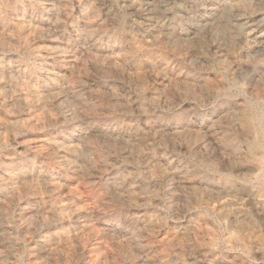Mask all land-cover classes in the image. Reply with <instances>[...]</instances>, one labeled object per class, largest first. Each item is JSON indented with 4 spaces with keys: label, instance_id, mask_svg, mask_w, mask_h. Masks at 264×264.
Instances as JSON below:
<instances>
[{
    "label": "rangeland",
    "instance_id": "obj_1",
    "mask_svg": "<svg viewBox=\"0 0 264 264\" xmlns=\"http://www.w3.org/2000/svg\"><path fill=\"white\" fill-rule=\"evenodd\" d=\"M250 106L264 0H2L0 264H264Z\"/></svg>",
    "mask_w": 264,
    "mask_h": 264
},
{
    "label": "bare ground",
    "instance_id": "obj_2",
    "mask_svg": "<svg viewBox=\"0 0 264 264\" xmlns=\"http://www.w3.org/2000/svg\"><path fill=\"white\" fill-rule=\"evenodd\" d=\"M2 1V0H1ZM0 1V2H1ZM17 1H22V0H17ZM45 1V0H44ZM6 2H7V0H6ZM10 2V1H9ZM3 3V2H2ZM5 3V2H4ZM137 2H135V4H136ZM10 4V3H9ZM19 4V3H18ZM2 5V4H1ZM137 5V4H136ZM139 5V4H138ZM135 6V5H134ZM6 7V6H5ZM7 7H8V4H7ZM131 7V6H130ZM13 8V7H12ZM17 9V8H16ZM141 9V8H140ZM10 10V9H9ZM12 10V9H11ZM132 10V9H131ZM141 11V10H140ZM16 13V12H15ZM18 14V13H17ZM56 24V23H55ZM54 24V25H55ZM58 26H56V28H57ZM88 28V27H87ZM161 28H163V27H161ZM160 28V29H161ZM56 30V29H55ZM89 32V31H88ZM92 32V31H91ZM124 33V32H123ZM92 34H94V33H92ZM122 34V33H121ZM89 35V34H88ZM151 35V34H150ZM175 35V34H174ZM173 35V36H174ZM120 36V35H119ZM150 37V36H149ZM147 38V37H146ZM115 43H116V41H115ZM171 47V46H170ZM174 49H176V48H174ZM181 49V48H180ZM185 50V49H184ZM151 53V52H150ZM176 55V54H175ZM134 58V57H133ZM159 58H160V55H159ZM165 58V57H164ZM131 60H132V58H131ZM138 60V59H137ZM134 61V60H133ZM139 62V61H138ZM137 62V63H138ZM137 65H139V63L137 64ZM209 82H211V81H209ZM206 86V85H205ZM211 86V85H210ZM209 87V86H208ZM210 88V87H209ZM205 89V88H204ZM204 89H203V91H204ZM212 89V88H211ZM217 89V88H216ZM218 90V89H217ZM206 91V90H205ZM210 91V90H209ZM212 91H214L213 89H212ZM216 91V90H215ZM30 93V92H29ZM28 93V94H29ZM34 93H36V92H34ZM31 95V94H30ZM34 96V95H33ZM42 100V99H41ZM41 102V101H40ZM43 102V101H42ZM41 102V103H42ZM227 104V103H226ZM230 104V103H229ZM222 105H223V103H222ZM237 114H238V110H237ZM238 118H240L239 119V121L240 122H242L241 124H243L242 126H243V128H244V130L245 131H247V132H250V131H252L253 129H255V128H257L258 130H259V132H260V135H261V138L260 139H257V140H254L252 143H251V148H252V150L253 151H261L262 152V158H261V163H262V165H263V171H262V173L258 176V178H257V182H258V184H260V186L264 189V112L263 111H260V110H258L257 108H254V107H252V106H250V107H248L247 108V111L246 112H244V113H242L241 115H240V117H238ZM255 131V130H254ZM257 134V133H256ZM260 137V136H259ZM228 139H226V141H227ZM229 143V142H228ZM227 144V143H226ZM236 149V148H235ZM88 151V150H87ZM86 151V152H87ZM258 152V153H259ZM64 158H65V156H64ZM63 161H64V159H62ZM258 160V159H257ZM254 162V161H253ZM255 162H257V161H255ZM63 163H65V161L63 162ZM204 176V175H203ZM204 178V177H203ZM222 179V178H221ZM205 180V179H204ZM208 180V179H207ZM229 182V181H228ZM211 183V182H210ZM232 183V182H231ZM257 184V185H258ZM232 185H234V184H232ZM118 187V186H117ZM120 187V186H119ZM63 210V209H62ZM165 263V262H164Z\"/></svg>",
    "mask_w": 264,
    "mask_h": 264
}]
</instances>
